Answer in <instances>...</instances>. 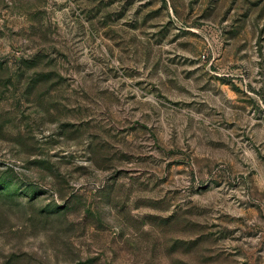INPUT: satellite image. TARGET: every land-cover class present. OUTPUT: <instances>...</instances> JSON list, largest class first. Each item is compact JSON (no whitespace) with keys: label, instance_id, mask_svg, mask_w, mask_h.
I'll list each match as a JSON object with an SVG mask.
<instances>
[{"label":"rangeland","instance_id":"1","mask_svg":"<svg viewBox=\"0 0 264 264\" xmlns=\"http://www.w3.org/2000/svg\"><path fill=\"white\" fill-rule=\"evenodd\" d=\"M0 264H264V0H0Z\"/></svg>","mask_w":264,"mask_h":264}]
</instances>
